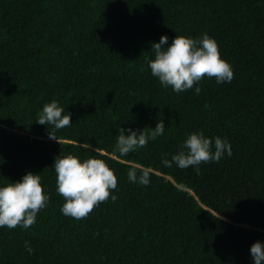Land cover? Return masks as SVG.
<instances>
[{"label": "trees", "instance_id": "obj_1", "mask_svg": "<svg viewBox=\"0 0 264 264\" xmlns=\"http://www.w3.org/2000/svg\"><path fill=\"white\" fill-rule=\"evenodd\" d=\"M205 32L231 83L164 88L145 60L152 43ZM53 100L72 113L57 140L35 122ZM162 120L164 135L115 151L120 127L150 133ZM200 131L233 154L199 172L163 166ZM69 154L103 159L118 178L117 199L81 220L61 213L56 191L55 157ZM130 167L148 169L150 184L129 182ZM27 172L50 203L29 229L0 228V264H253L250 246L264 242V0H0V186Z\"/></svg>", "mask_w": 264, "mask_h": 264}, {"label": "clouds", "instance_id": "obj_2", "mask_svg": "<svg viewBox=\"0 0 264 264\" xmlns=\"http://www.w3.org/2000/svg\"><path fill=\"white\" fill-rule=\"evenodd\" d=\"M151 50L154 58L145 57V60L152 76L158 78L164 88L171 87L174 92H186L196 85L194 91L200 94L198 85L205 77H214L217 84L231 83L234 78L232 65L221 58L218 42L206 32L197 38L176 35L171 43L165 34L158 42L152 43ZM71 117L72 113H65L59 102L53 100L43 106L35 122L46 125L49 138L57 140L54 132L70 127ZM165 127L164 120L158 121L150 133L120 127L115 151L121 157L127 156L164 135ZM86 147L91 148L90 145ZM232 154L231 142L226 137H207L200 131L190 133L179 151L170 160L165 154L161 163L169 168L173 164L181 169L191 166L199 172L202 163L219 162L225 155ZM52 167L56 173V191L65 199L60 208L65 216L81 220L102 202L117 199V175L103 159L90 157L81 160L71 154L58 155ZM127 176L134 184L148 186L151 182L150 171L146 168L130 167ZM41 180L39 174L27 172L21 180L0 186V228L19 226L27 230L37 222L38 213L50 203V194L45 190L47 185L42 186ZM24 246L29 255L34 254L30 241L26 240ZM250 254L253 264H264V242L253 243Z\"/></svg>", "mask_w": 264, "mask_h": 264}]
</instances>
